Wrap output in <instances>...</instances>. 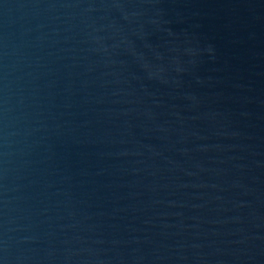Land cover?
<instances>
[{"label": "water", "instance_id": "water-1", "mask_svg": "<svg viewBox=\"0 0 264 264\" xmlns=\"http://www.w3.org/2000/svg\"><path fill=\"white\" fill-rule=\"evenodd\" d=\"M0 264H264V0H0Z\"/></svg>", "mask_w": 264, "mask_h": 264}]
</instances>
